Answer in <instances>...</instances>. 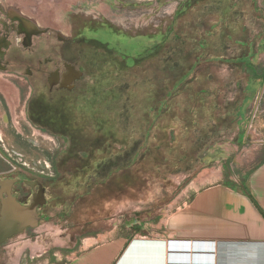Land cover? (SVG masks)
<instances>
[{
  "label": "rangeland",
  "instance_id": "374dc122",
  "mask_svg": "<svg viewBox=\"0 0 264 264\" xmlns=\"http://www.w3.org/2000/svg\"><path fill=\"white\" fill-rule=\"evenodd\" d=\"M194 1L44 0L43 7L39 8L42 11L44 22H53L56 27L58 23V27L65 32L70 21L79 25L84 19V22L87 24L90 22L89 24L93 25L96 22H107L126 35V37L116 36L118 38H114L116 41L120 39L117 44L118 47L112 48L114 52H117L113 53V56L117 57L116 59L101 54V51L94 58L95 60L91 58L93 71L88 79L90 104L101 105L100 109L103 114L108 115L109 113L110 119L115 121L116 128L118 127L121 133L128 137L126 145H117L114 150L121 154L131 146L134 148L128 153V155L133 154L131 158L127 157V153H123L121 156V166L123 168L129 167L117 171L115 177L127 175L129 171L140 168L148 175L152 174L153 171L150 168L146 171L145 166L148 162L144 161L141 164L142 160L147 157L146 147L149 150L151 146L153 150L151 135L140 140L138 133L135 134L134 122L123 123L119 118L121 106L131 105L132 96H128L125 88L136 80V74L142 70L143 66L140 67L141 69L123 70L120 65L126 61V57L130 60L150 52L154 45L163 40L175 15L192 5ZM249 1L250 6L238 8V11H242L243 15L241 16L240 28L237 25H230L232 31L230 30L231 32L229 31L228 34L231 39L228 40L227 45L233 48L225 55L218 54L216 56L239 59L248 50L239 47L236 43L250 42L252 44L251 50L255 54L252 64L257 76L251 77L250 71L241 64L226 65L218 62L212 65L211 70H207L208 73H211L210 75H207L206 71L203 72L204 79H207L212 85V89H208V97L211 96L209 102L214 116V122L210 123H214L215 126L213 131L209 129L206 132L203 143L199 149H195L192 153L191 157H193L195 165H190L187 168L189 172L192 168H198L197 174L202 169L201 172L206 169L222 172L224 169L238 183H243L249 174L264 161V128H259V117H264V92L260 90L264 80L258 78L264 71V0ZM28 8L30 7L28 6ZM78 20L80 21L77 22ZM131 40L133 41L131 42ZM135 40L137 43L133 44ZM121 56L126 57L123 59ZM207 64H198L195 70L180 84V88L193 80L197 81L196 79H199L197 78L198 73L205 70ZM145 66L150 67V62H146ZM205 84L207 83H202L193 90L195 100L198 97L197 91H200ZM4 86L10 102L13 125L20 133L14 141L0 143L6 154L10 156V167L20 165L27 171L28 176L40 175L45 178L44 181L50 180V160L56 155V151L63 149L65 145L32 129L28 123L24 122L23 116H19L18 112L15 114L16 105L13 103V91L7 84ZM113 90L118 97L116 100L113 99ZM119 91L122 94H118ZM133 96L135 101L136 94ZM235 106H240V122L243 123L240 128L229 116ZM123 113L125 114V112ZM244 132L246 136L240 144L238 136ZM135 140L139 141L137 146L133 143ZM128 145L130 146L127 147ZM0 166L9 167L7 163H2ZM197 174L190 179L181 176L176 180H170L167 176L164 177V184L161 185V188H166V185L171 187L172 196L157 210H151V212L136 202L127 203L124 210L122 208L117 209L118 204L115 203H112L109 208L102 204L106 209H111L112 213L109 218H113L111 224L104 227H101L103 225L101 223L97 227L91 226L95 220L98 222L102 220L99 215L106 213L104 207L102 206L103 209L95 214L97 215L96 219L90 217L87 209L92 206L91 200H95L99 194L102 195L104 192L110 194L111 198L120 200L113 189L114 184L112 182H106L102 189H99L97 183L93 182L90 191L86 194L83 192L78 195L73 190L71 196L75 197L72 199V206L68 209L51 206L50 192L57 196L59 191L58 188L49 189L48 207L44 211V217L39 226L6 241L0 249V264H9V257L14 259V264H42L45 259H54L53 255L71 257L79 251L83 238L119 232V230L125 231L129 238H134L139 233L145 236H158L161 234L160 221L166 213L173 209L177 198L182 197L183 201L187 197L189 198V193L185 192V188ZM153 187V184L145 183L143 185L141 194L144 195L145 199L151 196ZM171 205H173L172 208ZM176 206H178V202H176ZM131 221H137L140 225L126 227L125 224L129 225ZM88 245L85 244V246Z\"/></svg>",
  "mask_w": 264,
  "mask_h": 264
},
{
  "label": "trees",
  "instance_id": "16d2710c",
  "mask_svg": "<svg viewBox=\"0 0 264 264\" xmlns=\"http://www.w3.org/2000/svg\"><path fill=\"white\" fill-rule=\"evenodd\" d=\"M247 5L250 6L249 0H195L192 5L175 15L169 31L163 40L155 45L152 53L142 60V63L139 61L134 64L138 65L137 68H143L137 72L136 80L125 88L128 96H132L127 112L128 121L134 122V131L136 135L138 133L140 140L151 135L153 150L151 146L149 150L146 147L149 159L145 157L141 164L148 162L146 171L150 168L154 172L148 175L140 168L129 171L127 175L115 177L117 172L98 171V168L103 166L101 160L113 151V145L118 142L122 146L126 145L128 137L116 128L109 113L103 114L101 105L90 104L89 140H72L67 145L64 157L56 163L62 169L53 165L55 179L47 180L50 190L58 188L59 191L57 196L51 192V195L49 194L52 207L55 206L53 201H57L56 207L68 209L75 197L71 196L73 190L78 195L83 192L86 194L93 185L91 183L96 182L98 188L102 189L104 184L110 181L114 184L113 189L120 200L111 198L106 192L99 194L95 200H91L92 206L87 209L91 218H97L95 214L103 209L102 204L109 208L115 203L118 204L117 209L124 210L127 203L136 202L151 212L172 196L171 187L166 185V188H161L164 177L167 176L170 180L181 176L190 179L197 174L196 167L190 172L187 171L190 165H195L192 153L199 149L206 132L209 129L213 131L215 126L210 123L214 122V116L209 102L211 96L208 97V89L211 90L212 85L204 79L203 72L206 71V74L210 75L207 70H211L212 65L218 62L226 65L241 64L250 71L252 77L257 76L252 64L255 54L251 50L250 42L236 43L248 50L239 59L216 56L225 55L233 48L227 45L231 39L228 34L232 31L230 25L240 28L243 15L238 8ZM148 61L150 67H144ZM200 63L208 64L205 70L198 73L199 79L180 88V84ZM202 83L207 84L197 91L198 97L195 100L193 90ZM133 94H136L135 101ZM113 95L116 100L118 97L115 90ZM239 107L235 106L229 115L236 126L240 120ZM239 140L241 144L243 136ZM138 142L133 141L136 146ZM145 183L154 186L151 196L146 199L141 194ZM104 211L106 213L99 215L102 220H95L92 227H97L100 223L103 224L101 227L111 224V209L104 207Z\"/></svg>",
  "mask_w": 264,
  "mask_h": 264
},
{
  "label": "flooded vegetation",
  "instance_id": "af4514ba",
  "mask_svg": "<svg viewBox=\"0 0 264 264\" xmlns=\"http://www.w3.org/2000/svg\"><path fill=\"white\" fill-rule=\"evenodd\" d=\"M29 7L15 0H0V143L14 141L20 134L13 125L10 102L4 86L7 84L13 91V103L16 105L14 113L18 112L19 116H23L24 122L32 129L65 145L50 160V178L55 179L53 165L62 169L56 163L64 157L67 145L74 139L89 140L88 79L93 71L91 58H96L101 51V54L116 59L113 53L117 52L113 49L118 47L120 39L116 41L114 38L126 35L107 22H96L93 25L90 22L87 24L84 19L79 25L70 21L65 32L58 27V23L56 27L53 22H44L41 9ZM154 47L155 45L150 52L139 58L129 60L126 56H121L123 59L126 57V61L121 63L120 68L136 69L138 65L134 64L139 61L142 63ZM119 93L122 94L120 91ZM121 108L119 118L126 123L129 106ZM241 124L239 120L238 128ZM241 136L243 133L238 138ZM117 145L120 143H115L111 154L101 160L103 166L98 168L99 172L114 173L123 169L120 160L124 152H116L114 147ZM129 150H134L133 146L125 150L127 157L131 158L133 154L128 155ZM9 159L10 156L0 145V164L9 165L0 166V185H3V189L9 186L10 196L20 205L29 206L34 195L38 194L40 184L44 197V204L37 208L40 224L49 203L48 181H44L45 178L40 175L28 176L20 165L11 168ZM6 197L4 192L0 193V208L1 199ZM53 202L56 207L57 201ZM27 230L32 229L28 228L23 232Z\"/></svg>",
  "mask_w": 264,
  "mask_h": 264
},
{
  "label": "crops",
  "instance_id": "0c3cea01",
  "mask_svg": "<svg viewBox=\"0 0 264 264\" xmlns=\"http://www.w3.org/2000/svg\"><path fill=\"white\" fill-rule=\"evenodd\" d=\"M15 1L36 8L44 2ZM258 78L264 80V71ZM201 171L185 188L189 198H177L160 221V235L129 238L119 230L88 236L71 257L53 255L42 264H264V161L243 183L224 169ZM133 225L140 223L125 224Z\"/></svg>",
  "mask_w": 264,
  "mask_h": 264
},
{
  "label": "water",
  "instance_id": "95a60500",
  "mask_svg": "<svg viewBox=\"0 0 264 264\" xmlns=\"http://www.w3.org/2000/svg\"><path fill=\"white\" fill-rule=\"evenodd\" d=\"M11 183V182H9ZM2 194H6V199H1L0 208V248L9 239L20 235L24 230L35 229L39 226V213L37 208L44 204L43 189L38 184L39 192L34 195L33 201L29 206L20 205L10 196L9 186L3 189L0 185ZM134 223L136 221H133Z\"/></svg>",
  "mask_w": 264,
  "mask_h": 264
}]
</instances>
